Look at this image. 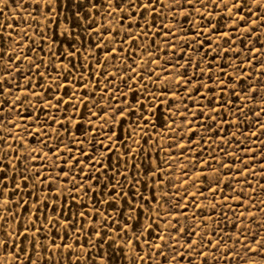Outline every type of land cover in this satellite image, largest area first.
<instances>
[{
    "label": "snow or ice",
    "instance_id": "1",
    "mask_svg": "<svg viewBox=\"0 0 264 264\" xmlns=\"http://www.w3.org/2000/svg\"><path fill=\"white\" fill-rule=\"evenodd\" d=\"M0 4V264H264V0Z\"/></svg>",
    "mask_w": 264,
    "mask_h": 264
},
{
    "label": "rangeland",
    "instance_id": "2",
    "mask_svg": "<svg viewBox=\"0 0 264 264\" xmlns=\"http://www.w3.org/2000/svg\"><path fill=\"white\" fill-rule=\"evenodd\" d=\"M64 7L61 9L62 16H61V27L64 26V18L66 17L68 22L71 23L74 29L80 33L81 36L84 37L85 40L88 41L89 44L94 43L96 40L95 33H92L89 37L82 29L81 24L82 20H77L76 15L79 14L81 16L86 15L89 12L88 3L89 0H63ZM0 7H3V4H0ZM21 15H26V13L22 12V10L18 9L16 6L9 4L8 7L5 9L4 19L8 20L9 23H20L18 20L15 19L17 13ZM119 15V14H117ZM11 16L13 19H9ZM91 23L86 25L89 28H95L97 26H107L109 28L117 27L118 24L116 21L112 20L111 18H106L104 12H100L99 15H96L95 12H92V15L89 17ZM123 31V29H121ZM53 36H55V32H53ZM11 50V48L9 49ZM99 56H103V53H98ZM256 178L254 177L253 180ZM255 186V184L253 185ZM114 259L112 260L111 264H124L122 255L119 250L113 252ZM9 264H11V258L9 257Z\"/></svg>",
    "mask_w": 264,
    "mask_h": 264
}]
</instances>
